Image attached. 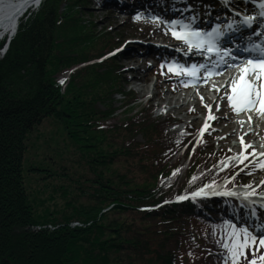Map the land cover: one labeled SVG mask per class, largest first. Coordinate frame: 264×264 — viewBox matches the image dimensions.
Here are the masks:
<instances>
[{"label":"trees","instance_id":"16d2710c","mask_svg":"<svg viewBox=\"0 0 264 264\" xmlns=\"http://www.w3.org/2000/svg\"><path fill=\"white\" fill-rule=\"evenodd\" d=\"M70 2L77 0H43L28 11L0 57V264H221L222 203L174 200L219 180L222 153L199 145L179 173L188 185L179 183L182 176L169 182L187 155L186 138L169 135L159 119L130 115L138 105L121 84L125 77L116 58L80 66L60 84L56 74L90 62L87 53L113 44L96 38L89 48L91 29L77 16L63 19L72 14ZM82 32L88 40H80ZM62 42L82 47L85 55L67 54ZM103 75L113 83L99 86ZM114 94L121 96L120 109ZM49 118L62 131L66 153L60 158L72 161V168L59 166L58 181L51 167L39 166L49 180L26 193L21 178L33 170L22 164L26 142ZM137 134L144 142L134 140ZM75 221L81 225L71 226ZM47 224L54 228L25 229Z\"/></svg>","mask_w":264,"mask_h":264},{"label":"rangeland","instance_id":"374dc122","mask_svg":"<svg viewBox=\"0 0 264 264\" xmlns=\"http://www.w3.org/2000/svg\"><path fill=\"white\" fill-rule=\"evenodd\" d=\"M103 1L104 0H77L75 4L73 2H70L71 7H69V13L71 10L72 14L70 15V14L65 13L67 15L64 14L63 19L67 20V18L70 16L74 18L77 16L81 24L87 26L89 30L91 29L90 31L92 32L93 36L90 35V40L94 41V43L87 44L89 48L95 45V41L99 39H103L105 40V42H107L108 41L107 39H109L113 41V44L110 46L109 42H107L106 44L108 45V47L103 48L101 51H91L92 53H87L88 57H89V54L93 56L90 62L74 66L72 67L73 68L72 70H69L70 69L69 68L68 69L69 71L65 73L61 72L59 75L56 74V76H58V81H60L61 79L65 77L67 78V80L65 81L67 83L69 79V74L71 73V71L73 72L76 68L83 66V65L96 64L97 59L95 58L97 57V55H99L100 52L101 54L106 53L111 48H113L114 46L118 45L121 42L118 36V33H119L118 28H124L121 24L123 22V17L120 14H117V12H111L110 14L107 13L106 9L101 3ZM62 10L66 11L65 4H63L62 6ZM28 11L30 10H27L25 15L28 13ZM25 15L23 17H25ZM138 24L141 29H144L145 27L148 26L146 22H144L143 20H140ZM150 29H151V32H153L154 27L150 26ZM81 34H84V32H82ZM59 37H62V32L59 35ZM79 38L80 37L76 36L73 39H79ZM80 40H88V34H84L83 37L80 38ZM155 41L161 42L159 39H156ZM60 45L62 48L63 47L66 48L64 49V51H66L67 54L70 53L73 56H81V55L84 56L86 53L85 49H83L82 47L76 46L75 44L67 45L66 43L62 42L60 43ZM122 47L120 49H122ZM126 47L133 48L132 45L130 44ZM87 50H89L88 52H90V50H95V49L87 48ZM123 50H127V49H123ZM123 54L125 55L123 56ZM138 56L136 53L127 51V53L126 52L122 53V58L117 59L116 63L117 65L121 66L120 70L123 73L121 74L126 77L125 83H122L121 82L122 80H120L123 88L127 90L131 88L130 90L132 91L133 96L136 99L140 98L139 100L145 102V99L147 98L146 96H148L146 93L148 86H146L143 83V80L145 78L143 70H145L146 65L149 63V61H151V57H148V55L144 53L141 54L140 58ZM98 69H101V68H98ZM62 74L65 76L62 77ZM99 77L101 78V80L97 82L99 86L107 87L108 84L105 82H109L110 84L113 83L112 78L109 77L108 75L107 76L103 75ZM117 86L118 85L114 84V86L112 85L111 87L115 88ZM153 92H154V89H153ZM155 93H156V97L153 100L154 101L153 104L154 106L158 104L161 105L160 109L156 111H151V109L147 106V104L140 103V104H137L138 107H136V109L131 111L130 115L136 114L137 118H142V119H143L142 116H147V117L150 116L151 119L152 118L159 119L161 117L162 120L161 119L159 120L161 122L164 121L165 122L164 126L166 127L167 124L169 123L166 122L167 118H163L162 115L165 114V112H168L175 118H179L181 119V121L185 123H191L192 126L199 127L201 123V115H200L201 113L200 112L203 107L201 103L204 102V99H202L203 98L202 94H195L194 96H190L188 93L186 94L183 92H178L177 94L174 95L171 93V90H169L166 87H163L161 92L155 91ZM113 97H115L113 105L117 107V109H120L119 108L120 105L122 108L123 103L121 102L122 101L121 97L115 94L113 95ZM141 97L143 98L141 99ZM135 98H133V100H135ZM167 102L169 103L166 104ZM191 108L195 110L193 117H189L188 115H186V112ZM137 111H140V114H138ZM144 112L147 114L144 115ZM227 113L228 111L223 113L222 117H224ZM154 115L156 116L161 115V116L154 117ZM230 123L232 125H230L229 127H226V125ZM58 126L59 125L54 123L51 118L45 119L44 121H42L40 126H38L36 130L33 131V133L30 136V140L26 142L27 148L25 149V152L23 154L22 164L25 166V168L31 165L33 169V170H25V172L23 173L24 176L23 178H21L22 187L24 188V191L26 193H29L32 191L33 192L39 191V185L41 184V182H45V180H49V175H46L47 172L46 173L39 172V169H37L39 168V166L43 165L44 166L43 168L45 169L48 168V167L46 168L45 166L51 167L52 169L51 173H55L54 179L59 181V176L56 174V169H58L59 166L64 165V164L69 165V167H71V164L73 163L72 161H69V160L67 161L66 159L60 158V157H63V155L66 153L65 152L66 148L62 145V141L60 139V133L62 131ZM215 127H216L215 132L217 135V143L219 142L218 144L227 145L229 147V150H231L232 148L234 149V144L236 143V135L239 133V130L234 132V129L236 128V126L234 125V119L231 121H226V120L219 121V123H217V126ZM222 127H225V128L221 130ZM181 129H182L181 124L174 125V126L171 125L170 127H168V129L166 128V130H168L169 133H175ZM134 140L144 142V139L140 136V134H137ZM51 156H54L56 160L50 159L49 157ZM44 158L47 159L48 161L44 160ZM180 158H183V157L181 156ZM227 165L228 163H225L223 164L222 167H225ZM71 168L69 169L71 170ZM42 173H45V174L42 178L39 179V175H42ZM59 173H61V171ZM180 176H179L180 178L178 179L179 183L181 185L183 183V186L188 185L186 174L185 176L183 175H180ZM252 183H254V180L252 181ZM44 195L47 196V194H44ZM27 198H29L30 205L32 207H34L35 209L41 208L36 201L32 200L29 196H27ZM47 203H53V202L47 201ZM37 211H40V210H37ZM77 225L80 226L81 223H78ZM39 226L46 227L48 229L51 228V230L54 228L52 226L49 228L50 225L48 224L38 225L37 227ZM37 231L38 230L36 229V232ZM32 232H35V231H32Z\"/></svg>","mask_w":264,"mask_h":264},{"label":"snow or ice","instance_id":"6c2138e0","mask_svg":"<svg viewBox=\"0 0 264 264\" xmlns=\"http://www.w3.org/2000/svg\"><path fill=\"white\" fill-rule=\"evenodd\" d=\"M261 7L264 8V4H261ZM264 15V13H261ZM139 18V17H137ZM159 19V18H157ZM254 17H246L245 25L251 26ZM169 23L173 24V28L170 29L172 36L183 42L189 52H200L201 54L207 53L208 58L211 59L213 56H219L222 60L227 57H231L233 60L236 59L232 55V50L226 47H223L220 43L222 38V33L218 28H213L210 31H203L198 28H193L191 25H181L179 28L175 25L179 22L170 21ZM229 28H232V25H228ZM255 50V49H253ZM245 51H252L245 49ZM259 51L264 55V48H260ZM225 63L227 61L225 60ZM232 67L240 68L241 65L233 64ZM205 68L204 65H191L180 66V65H169V71L175 72L178 75H188L192 78H195L199 75L200 69ZM259 70V71H257ZM220 74V73H211L209 75ZM251 76H255L256 79L253 81ZM247 77V78H246ZM63 83V81H61ZM230 94L225 92L227 103L229 107L239 115L241 112H248L251 114L253 111H256L259 115H264V58L252 60H247V67L242 69V72L239 76V79L230 78L229 82ZM215 91H220V88L217 87ZM203 99V98H202ZM207 107V106H206ZM219 110V108H217ZM217 117L211 115V109H209V120H215ZM252 119L249 115V121ZM208 127L207 123L205 124V129ZM205 129H202V134ZM240 143L245 149V152L248 148H251V145L245 144L244 138H240ZM255 156V151L251 153ZM264 156V153L260 154ZM248 159V154H243L240 158V163H244ZM259 163V161H257ZM261 169H264V163H260ZM175 175V173H174ZM195 179V178H194ZM211 186L206 185L205 188H210ZM251 187V186H247ZM206 195L204 189H201L198 192L192 194L193 198L201 195ZM214 195H224L233 197L237 194L232 191H225L223 193L213 192ZM253 193H246L244 198L248 199ZM186 196L178 197V200L187 199ZM229 227L232 229L226 237H223L222 247L228 253V256L231 259V264H239L241 258H247L248 249L251 248L253 258L249 261V264H264V254L257 256L256 253L259 249H264V236L254 235L248 230L247 227L236 230V225L229 224ZM225 264H227V259H225Z\"/></svg>","mask_w":264,"mask_h":264},{"label":"bare ground","instance_id":"6f19581e","mask_svg":"<svg viewBox=\"0 0 264 264\" xmlns=\"http://www.w3.org/2000/svg\"><path fill=\"white\" fill-rule=\"evenodd\" d=\"M40 1L42 0H0V36L5 37L9 33L14 32L16 29V23L19 21L20 18L19 16L25 10L36 7ZM52 158L55 159L54 156ZM37 226L38 225H30L25 229L36 232V229L38 231H41L43 230V228H46Z\"/></svg>","mask_w":264,"mask_h":264}]
</instances>
